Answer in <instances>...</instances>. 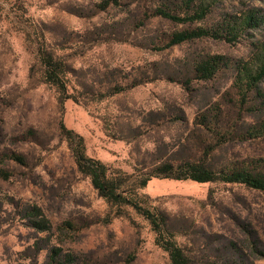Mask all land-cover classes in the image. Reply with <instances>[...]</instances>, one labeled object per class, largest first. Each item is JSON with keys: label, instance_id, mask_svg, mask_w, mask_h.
Listing matches in <instances>:
<instances>
[{"label": "rangeland", "instance_id": "374dc122", "mask_svg": "<svg viewBox=\"0 0 264 264\" xmlns=\"http://www.w3.org/2000/svg\"><path fill=\"white\" fill-rule=\"evenodd\" d=\"M179 2L0 0V264H170L151 221L79 170L80 137L164 216L162 236L189 264H264L262 191L163 177L137 188L168 161L264 173V76L246 91L236 82L264 58V0H216L193 25L155 14ZM217 24L238 33L170 45L174 32ZM42 52L63 62L64 90ZM214 56L216 72H196Z\"/></svg>", "mask_w": 264, "mask_h": 264}, {"label": "trees", "instance_id": "16d2710c", "mask_svg": "<svg viewBox=\"0 0 264 264\" xmlns=\"http://www.w3.org/2000/svg\"><path fill=\"white\" fill-rule=\"evenodd\" d=\"M216 0H180L177 9L170 8L169 6H158L155 12L156 15H160L178 23L193 25L195 23L203 22L207 19L211 8L215 4ZM243 20L242 26L248 25L247 21L252 20V15H247ZM252 24V23H250ZM236 24L233 27H221L219 24L216 26H196L188 27L181 31L174 32L170 39V45L181 44L186 41L200 39V38H221L228 37L233 38L238 33ZM236 32V33H234ZM234 33V34H233ZM42 61L45 66V74L48 82L54 84L59 90L65 89L63 77L61 73L64 72V65L57 56L49 52H42ZM217 61L218 56L208 57L207 60L197 66L196 72L204 77L212 75L218 68ZM240 72L237 77V85L244 91L248 90L251 85L261 79L264 76V58L261 60V64H258L256 70H247ZM245 93V92H244ZM205 119L204 121H206ZM261 130L260 133H263ZM80 145L74 148V155L79 170L88 175L94 187L99 191L107 201L117 204H127L136 208L142 212L147 219H149L152 225L155 227L159 244L169 253L170 264H189L188 257L186 256L182 247H180L171 237L162 236L161 222L165 223V218L161 215L159 218L149 210H146L138 204L134 199L130 198L127 193L128 190L123 188L125 184V178L113 176L110 173L108 167L94 158L89 157L85 151L84 140ZM152 177L171 178L176 180L191 179L199 183H206L212 181H222L226 183H239L245 184L249 187L258 189L264 193V173L257 171L252 166H240L237 164H230L222 169H213L209 164L200 161H181L174 162L168 161L157 167L152 173L147 174V177L140 180L137 188L147 186ZM136 188V189H137ZM129 192H132L130 190ZM160 219V220H158ZM161 234V236H160Z\"/></svg>", "mask_w": 264, "mask_h": 264}]
</instances>
